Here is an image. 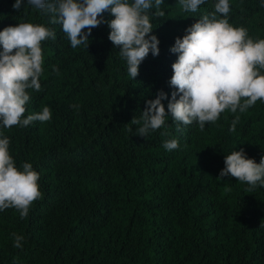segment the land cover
Listing matches in <instances>:
<instances>
[{
    "label": "trees",
    "instance_id": "16d2710c",
    "mask_svg": "<svg viewBox=\"0 0 264 264\" xmlns=\"http://www.w3.org/2000/svg\"><path fill=\"white\" fill-rule=\"evenodd\" d=\"M15 2L0 0V31L32 23L55 32L41 43V90H27L23 117L47 106L52 118L0 127L17 168L27 162L39 173L42 193L24 219L14 208L0 211V264H264V187L249 192L230 175L217 179L233 151L243 149L256 163L264 157V102L244 113L226 110L203 130L194 122L177 131L170 113L146 138L128 125L161 90L167 112L178 58L170 49L217 0L196 13L164 0L165 15L151 20L159 55L149 53L135 80L107 23L92 29L88 48L73 49L51 14L27 0L15 11ZM229 4V23L264 39V0ZM169 139L179 147L166 150ZM13 234L24 237L21 248Z\"/></svg>",
    "mask_w": 264,
    "mask_h": 264
},
{
    "label": "clouds",
    "instance_id": "9594fccd",
    "mask_svg": "<svg viewBox=\"0 0 264 264\" xmlns=\"http://www.w3.org/2000/svg\"><path fill=\"white\" fill-rule=\"evenodd\" d=\"M205 2L179 0L182 9L191 13H196ZM27 3L51 14L50 22L62 26L73 49L88 48L92 29L107 23L108 39L120 49L119 55L126 61L132 80L139 75V66L149 53L154 57L159 55V40L150 35L151 20L153 16L165 15L160 10L164 0H27ZM22 4L23 0H16L13 9L20 11ZM213 7L214 11L185 29L183 38H176L170 52L178 54V58L172 64L173 75L169 81L175 91L171 93L167 112L162 101L168 95L161 90L154 100L146 101L140 117L134 116L128 124L138 126L136 136L146 138L150 132L164 127L168 113L177 131H182L181 125L194 122L203 130L226 110L244 113L258 100L264 102L261 72L264 39L253 40L246 28L229 23V0H217ZM153 8L155 12L151 11ZM106 11L114 19L105 21L102 14ZM49 38L55 40V32L43 24L19 23L0 31V127H27L34 121L43 123L52 118L47 106L23 118L30 100L27 90H41L44 62L41 43ZM239 120V115L235 116L230 131H235ZM9 145L10 140L0 133V211L14 208L24 219L32 204L42 198L39 173L27 162L23 163L22 170L17 168ZM163 147L172 151L179 147V142L165 140ZM224 164L217 179L230 175L247 184L249 192L258 186L264 187V157L256 163L241 149L224 156ZM13 239L14 247L21 248L24 237L13 234Z\"/></svg>",
    "mask_w": 264,
    "mask_h": 264
}]
</instances>
